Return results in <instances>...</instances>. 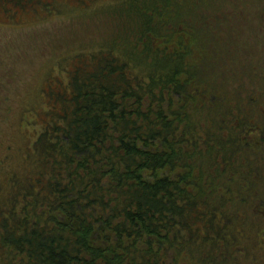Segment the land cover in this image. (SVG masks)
<instances>
[{
	"label": "trees",
	"instance_id": "1",
	"mask_svg": "<svg viewBox=\"0 0 264 264\" xmlns=\"http://www.w3.org/2000/svg\"><path fill=\"white\" fill-rule=\"evenodd\" d=\"M87 1L95 27L54 53L61 88L26 107L39 128L0 181V264H242L264 225V0Z\"/></svg>",
	"mask_w": 264,
	"mask_h": 264
},
{
	"label": "rangeland",
	"instance_id": "2",
	"mask_svg": "<svg viewBox=\"0 0 264 264\" xmlns=\"http://www.w3.org/2000/svg\"><path fill=\"white\" fill-rule=\"evenodd\" d=\"M82 2H86L87 7L93 6L87 0L77 1L83 10L87 8ZM68 4L77 5L69 1ZM82 9L71 10L72 17L40 23L37 22L42 19L40 16L26 14L12 25L5 23L6 19L0 11V158L9 153L6 164L0 159V181L5 179L8 170L23 162L25 146L39 128L25 125L23 116L26 107L45 106V87L61 88L62 83L55 76L47 84V78L60 57L54 53H64L66 48L71 47L72 43L64 41L70 39L71 34H77V40H82L89 33V28L95 27L89 23L91 18ZM70 51L72 53L73 50ZM254 52L253 58L261 59L260 66L264 67V46L258 44ZM8 145L12 146L10 152L6 149ZM263 226L260 223L248 224L247 236L243 237L245 250H242V264H264Z\"/></svg>",
	"mask_w": 264,
	"mask_h": 264
}]
</instances>
